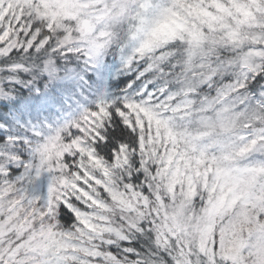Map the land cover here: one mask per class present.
<instances>
[{"label": "snow or ice", "instance_id": "obj_1", "mask_svg": "<svg viewBox=\"0 0 264 264\" xmlns=\"http://www.w3.org/2000/svg\"><path fill=\"white\" fill-rule=\"evenodd\" d=\"M0 264H264V0H0Z\"/></svg>", "mask_w": 264, "mask_h": 264}]
</instances>
